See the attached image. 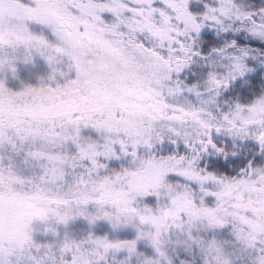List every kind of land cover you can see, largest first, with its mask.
I'll list each match as a JSON object with an SVG mask.
<instances>
[{
	"label": "snow or ice",
	"instance_id": "6c2138e0",
	"mask_svg": "<svg viewBox=\"0 0 264 264\" xmlns=\"http://www.w3.org/2000/svg\"><path fill=\"white\" fill-rule=\"evenodd\" d=\"M0 264H264V0H0Z\"/></svg>",
	"mask_w": 264,
	"mask_h": 264
}]
</instances>
